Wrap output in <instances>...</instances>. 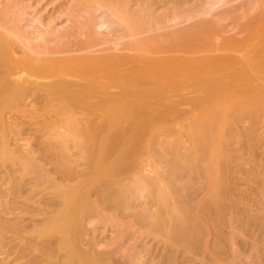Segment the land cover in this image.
<instances>
[{
    "label": "bare ground",
    "instance_id": "1",
    "mask_svg": "<svg viewBox=\"0 0 264 264\" xmlns=\"http://www.w3.org/2000/svg\"><path fill=\"white\" fill-rule=\"evenodd\" d=\"M65 1L0 0V264H264V0L230 35L235 0Z\"/></svg>",
    "mask_w": 264,
    "mask_h": 264
},
{
    "label": "rangeland",
    "instance_id": "2",
    "mask_svg": "<svg viewBox=\"0 0 264 264\" xmlns=\"http://www.w3.org/2000/svg\"><path fill=\"white\" fill-rule=\"evenodd\" d=\"M52 1H53V2H52ZM59 1H60V0H57V1H56V0H41V1H40V0H30V1L24 0L25 9L22 11V13L25 14L24 17H25L26 20H27L26 24H27V25H30V23H32L33 25L31 26V28H34V29H35V28L37 27L38 29H39V28L42 29L41 26L39 25L40 23L38 24V22L34 21V18H33V17H38V15H39L40 18H41L42 20H44V19L46 18L45 21L48 20L47 17H50L49 19H53L54 22H55L54 24H55L56 26H58V25H59L61 22H63V20H64V16H63V17H59V16H60L61 12H63V5H64L65 2H66L65 0H61L60 2H59ZM192 1H193V0H189V3H192ZM236 1H238V3L240 4V8L238 7L239 4H238V3H237V4L235 3ZM239 1H241V3L245 2V1H246V3H247V2H248V3H251L253 0H248V1H247V0H244V1H243V0H235L233 3H230V4L228 5V6H230V8H231L232 11H233V10H236V8L239 9V10H236V11H237L238 13L241 12L243 18H245V17H247L248 13H247L246 16L243 15L245 11L242 10V7H243V8L245 7V8H244V10H245V9H246V4H245V3L241 4ZM250 1H251V2H250ZM254 1H256V0H254ZM254 1H253V2H254ZM253 2H252V4H249L250 7L248 6V7L251 8V9L249 10L248 7H247L248 9H246L247 11L249 10V11H248L249 13H250V12H251V13L254 12L253 8H254V9H255V8H258V7H254V4H255L256 2H257L258 4L260 3L261 5L263 4V3H261V2H263V0H262V1L260 0V2H259V0H257V1L254 2V3H253ZM248 3H247V4H248ZM257 3L255 4V6H256V5L259 6V11H262V10H263V5H262V7H261V6L258 5ZM0 4H2V2H0ZM35 4H37V5H35ZM251 5H253V6L251 7ZM28 6H31V7L28 8ZM226 7H227V6H226ZM227 8H228V7H227ZM230 8L228 9V11L230 10ZM218 9H219L218 11L221 12L222 7H221V9H220V8H218ZM224 9H226L225 6H224ZM240 9H241V10H240ZM216 10H217V9H216ZM216 10H215V11H216ZM218 11H216L215 13H217ZM236 11H235V13H236ZM229 12H230V11H229ZM238 13H237V14H238ZM251 13H250V14H251ZM261 13H263V11H262ZM261 13H260V14H261ZM34 14H35V16H34ZM36 14H37V15H36ZM233 14H234V12L232 13V15H233ZM250 14L248 15V17L252 16V14H251V15H250ZM253 14H254V13H253ZM260 14H259V15H260ZM230 15H231V14H230ZM230 15H229V17H230ZM234 15H235V14H234ZM262 15H263V14H262ZM244 16H245V17H244ZM232 17H233V16H232ZM232 17H231V18H228V19H225V20H227V21H228L229 19L233 20ZM240 17H241V14L239 15V18H236V16H235V18H236V21H235V22H237V24L234 22V20H233L234 23H232L231 21H230V22L228 21V22H229L228 24H227V22H226L225 20H224V21H225L226 24L224 23V21H222L223 23L221 22L223 25L225 24V25H229V26H230L231 23H232L233 27L235 26V27H234L235 29H234V28L232 27V25H231V28H230L231 31L228 30V31L226 32L228 35L232 34V31H233V30H234V32H235V31L237 30V27H238V26H239V27H238V30H240V29L243 30V28L245 27V25L249 23V22L247 21V20H249L248 17H247L248 19L245 18L244 21H240L241 19L243 20V18L241 17V19H240ZM233 18H234V17H233ZM251 18H252V17H251ZM253 18H254V17H253ZM237 19H240V20H237ZM29 20H31V21H29ZM245 21H247V23H244ZM242 23L245 24V25H243L244 27L241 26ZM23 24H25V23L23 22ZM240 24H241V25H240ZM236 25H238V26H236ZM229 26H227L228 28H227V27H226V28L229 29ZM241 27H242V28H241ZM31 28H30V29H31ZM37 28H36V29H37ZM30 29L27 28L26 30H27L28 32H30V31H29ZM171 29H172V28H171ZM171 29H169V30H171ZM227 29H226V30H227ZM232 29H233V30H232ZM31 30H32V29H31ZM241 30H240V31H241ZM229 31H230L231 33H230ZM226 33H222L221 36H222V37H225V36H226ZM235 33H236V32H235ZM242 33L246 34L245 31L242 32ZM242 33H240L239 35H237V38H241L242 36H244ZM226 37H227V36H226ZM256 66H257V65H256ZM256 66H253L251 69L256 68ZM234 70H235V69H234ZM257 75H258L259 80H260L261 82H264V68H263V67H260V68H259V71H257ZM232 78H234V76H231V77H230V79H232ZM177 82H180V81H177ZM222 83H223L222 81H219V80H218L217 83H213V84L211 83V86H212V87L215 86V88H216V87H220V85H221ZM204 86H206V84H204V83H199V84H195V85L191 86L190 88H191V90H194V91H195L196 88H199V89L201 88L200 90H202V89L204 88ZM212 87H211V88H212ZM22 106H23V104H22ZM24 107H25V105H24ZM24 107H22V108H24ZM28 107H29V106H28ZM28 107H27V108H28ZM19 108L21 109V105L19 106ZM27 108H26V109H27ZM165 108H166V107H164V106H163V107H160V109H165ZM181 108H183V107H181ZM28 109H30V108H28ZM21 110H25V109H21ZM174 117H177V114H173V115H172V114L166 113V114H164V118H165V120H163V121H159V122H157V124H158V125H164V124H166V121H168V120H170L171 118H174ZM13 118H14V117H13ZM20 119H21V118H19L18 120H20ZM22 120H23V119H21L20 121H22ZM26 120H27V119H24L25 122L29 121V120H27V121H26ZM24 121H22V122H24ZM38 121H39V122H38ZM40 121H41V120H37L36 123H37V122H38V123H37V124L35 123L36 125L33 123L34 126H33V124H32L31 128H33V129H36V128L38 129V128H40V130H42V132L45 131V130H47L48 127H47V129H44V130H43V128H45V127H42L43 125L40 127V125H39V124H41ZM41 122H42V121H41ZM30 124H31V123H30ZM260 124H261V125H259V128H258L260 131L257 129V132H258V131H259V132L256 133L257 135H259V133H260V135H259V137H258L257 135H255L256 138H258V139H259L260 137L264 136V134H262V133L264 132V130H263V129H264V127H263V126H264V124H263V120H262V123H260ZM28 125H29V124H28ZM38 125H39V126H38ZM246 125H247V124H246ZM36 126H38V127H36ZM25 127H28V126L26 125ZM23 134H24V133H23ZM38 135H39V134H38ZM261 135H262V136H261ZM22 136H23V137L20 136L21 143H24L25 141L28 143V141H27L28 139H27V138H28V137H31V136H29V134H27V138H25V139H24V136L26 137V134H25V135H22ZM36 137H37V135H36ZM256 138H255V139H256ZM262 138H263V137H262ZM23 139H24V140H23ZM26 139H27V140H26ZM30 139H31V140H30ZM33 139H34V136H32L31 138H29V141H33ZM258 139L255 140V141H257L256 144L253 143L254 141L252 142V145L255 144V145H257V146L254 145V146H255L254 148H251V149L248 148V149L250 150V152H249L248 149H246V150H248V151H246V154H247V153H250V155H249V154H248L249 156H246V154H245V155L243 154V155H244V157L247 159V157H251V158H252V156H255V158H256V155L258 154V155H257L258 158H256V159H255L254 157L252 158V161H253V159L257 160V161H255V162H257V163L255 164V162H254L255 165H253V166H256V165L260 166V165H259V164H260L259 161H262V162H261V165L264 166V165H263V162H264V156H263V155H264V153H263L264 151H263V148H264V146H262V144H264V142H263L264 138H263V140H262L261 138H260L261 140H258ZM20 140H19V142H20ZM22 141H23V142H22ZM259 141H261L260 144H259ZM26 142H25V143H26ZM25 143H24V144H25ZM20 145H23V144H20ZM33 147H35L34 144H33V145L31 144V148H33ZM255 148H256V149H255ZM253 149H255V153H253V152H254ZM251 150H252V151H251ZM261 151H262V152H261ZM251 152H252V153H251ZM256 152H258V153H256ZM253 154H255V155H253ZM261 156H263V157H261ZM241 157L244 158L243 156H241ZM260 157H261V158H260ZM242 158H240L241 163L246 161V160H244V159H242ZM251 158H250V159H251ZM241 159L244 160V161H242ZM250 159L248 158L247 161H246V162H247L246 165H247L248 168H249L250 164L253 163L252 161H248V160H250ZM240 161H239V163H240ZM246 162H245V163H246ZM251 162H252V163H251ZM258 162H259V164H258ZM249 163H250V164H249ZM242 166H243V165H242ZM258 166H257V168H259ZM243 167H244V166H243ZM244 168H246V167H244ZM244 168H242V169L245 170ZM257 168H256V169H257ZM256 169H255V172H256ZM259 169H260V168H259ZM259 169H258V171L261 170L260 172H262V170H264V167H263L262 169H260V170H259ZM243 170H242V171H243ZM255 172H254V173H255ZM256 173H257V172H256ZM262 174H263V173H260V175H259V172H258V174H256L257 176H256V175H255V176L258 178V175H259V176H262ZM261 178H263V177H260V179H261ZM258 179H259V178H258ZM258 179H257V180H258ZM260 179H259L258 181L256 180V181H257V182H256L257 184H259V181H260V183H262V184H259V187H260V188H259L258 186H257V187H256V186H253V185H254L253 183L249 185V186H251V187H249V189H251V191H252L251 194H252V195H249V194H248V198L252 197V198H250L251 203H252V201H253L254 203H255L256 201H257V202H260V201L262 202V203L260 202L261 204H259V203L256 204V203H255L254 205H255V206L258 205L260 211L262 210V211H261L262 213L260 212V214H261V216H260V220H261V221H264V216H263V215H264V214H263V211H264V210H263V207H264V206H263V205H264L263 203H264V201H262V200H263V197H261V194H260V193H258V194H260V195H258L257 193H255V192H261V191H262V188L264 189V185H263V182H264V181H262L263 179H262V180H260ZM254 183H255V182H254ZM262 185H263V186H262ZM242 186H244V185H241V186H239L240 188H238V187H237V188L240 189V190H243L244 188H243ZM252 187H253V188H252ZM254 187H255V188H254ZM241 188H242V189H241ZM245 188L247 189V186H246ZM246 189H245V190H246ZM249 189H248V190H249ZM257 189H258V190H257ZM254 190H255V191H254ZM256 190H257V191H256ZM260 190H261V191H260ZM249 191H250V190H249ZM249 191H247V193H249ZM253 192H254V194H255L256 196L258 195V198H259L260 201H259V200L257 199V197L253 194ZM261 193H263V191H262ZM253 195L255 196V198H253V197H254ZM262 195H263V194H262ZM246 196H247V195H245V197H246ZM249 196H250V197H249ZM259 196H260V197H259ZM245 199H246V200H245ZM245 199L243 198V200H244L245 202L247 201V202L245 203V204L247 205V207H250V205H251L250 208H252L253 205H252L251 203H248L249 199L247 200V197H246ZM255 199H257V200H255ZM261 199H262V200H261ZM254 200H255V201H254ZM244 201H242V203H243ZM240 203H241V202H240ZM243 204H244V203H243ZM245 204H244V205H245ZM248 204H249V205H248ZM260 205H261L262 209H261ZM255 206H254V207H255ZM258 206H257L256 208H254V207H253V208L256 210V209L258 208ZM250 208H248V209L250 210ZM253 208H252V210H253L252 213H254V209H253ZM255 212H256V211H255ZM258 212H259V211H258ZM25 213H26V212H25ZM31 216H32V215L29 214V213H28V214H27V213L24 214L25 222H28L29 219L31 218ZM130 218H131V217H130ZM123 220H125V221H123V222H127V221L130 220V219H129V217H128V219L124 218ZM260 223H262L261 225H263L264 222H260ZM137 226H138V225H137ZM140 228H142V227H140ZM136 229H139V226H138V228L136 227ZM136 229H132V232H133V236H132V238L134 237V238H133V241H134V239H135V242H137V243H139V244L141 243L140 245L146 244V246H148L147 244H149V245H152V244H153V249L151 248V251H152V250H154V251H153V252L150 251V253H151L152 255H151V256L148 255V256H149V259L147 258V256H146V258H147V262H148V260H149V262H150V260H151L152 258H153V259L155 258L154 260H151V263H152V261H153V263H154L156 260H158V259H157V258H158V254H160L159 251H161V250H159L158 247L156 248L157 245L154 246L155 241H152V239H151L150 237H146V235H142V236L140 235V234H141L140 232L143 231V228H142L141 230L139 229L140 231H139V230L136 231ZM132 232H131V233H132ZM114 236H115V231H114V229L112 230V229H110V227H106V226L101 225V226L97 227V231H96V233H95V241H96V242H99V243L102 244V245H104L105 243H108V242L112 239V237H114ZM133 241H132V244L138 245V244L135 243V242L133 243ZM153 242H154V243H153ZM130 243H131V242H130ZM130 243H128V244H130ZM128 244L126 243V244H124V246H125V245H128ZM155 248H156V250H158V252H156ZM153 253H155V254H153ZM156 253H158V254H156ZM153 255H155V256H153ZM156 256H157V258H156ZM150 257H151V259H150ZM149 262H148V263H149ZM12 264H15V263H12ZM149 264H150V263H149Z\"/></svg>",
    "mask_w": 264,
    "mask_h": 264
}]
</instances>
